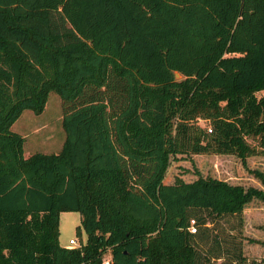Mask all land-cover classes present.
<instances>
[{
  "label": "trees",
  "instance_id": "1",
  "mask_svg": "<svg viewBox=\"0 0 264 264\" xmlns=\"http://www.w3.org/2000/svg\"><path fill=\"white\" fill-rule=\"evenodd\" d=\"M49 92L63 142L24 155L11 124ZM204 153L264 154V0H0V264H198L210 216L264 203L258 170L163 182Z\"/></svg>",
  "mask_w": 264,
  "mask_h": 264
},
{
  "label": "rangeland",
  "instance_id": "2",
  "mask_svg": "<svg viewBox=\"0 0 264 264\" xmlns=\"http://www.w3.org/2000/svg\"><path fill=\"white\" fill-rule=\"evenodd\" d=\"M178 77V76H177ZM62 105L60 98L49 92L40 113L23 110L11 124L10 129L23 137V154L34 152L55 153L63 142L61 127ZM200 125L204 122L198 120ZM250 170L264 174V154H255L245 159L243 165L238 157L231 154H186L169 159L163 182L172 183L175 178L190 182L197 177H214L230 184L243 187H261L259 180ZM206 222L207 237L198 248L201 258L198 264H264V203L251 200L242 213L237 215L210 216ZM80 216L74 211L59 214L58 242L62 246L74 239L84 242L85 234L79 226ZM197 227L196 233H199ZM220 258H206L207 251L214 247ZM212 251V253H215ZM240 253V258L236 257ZM205 255V256H204Z\"/></svg>",
  "mask_w": 264,
  "mask_h": 264
},
{
  "label": "built area",
  "instance_id": "3",
  "mask_svg": "<svg viewBox=\"0 0 264 264\" xmlns=\"http://www.w3.org/2000/svg\"><path fill=\"white\" fill-rule=\"evenodd\" d=\"M188 230L191 233L195 232V226L193 225V221L192 220H190V222H189ZM77 246H79V244L74 239H69L68 240V244L65 247L66 248H74V247H77ZM103 264H107V261L104 260Z\"/></svg>",
  "mask_w": 264,
  "mask_h": 264
},
{
  "label": "water",
  "instance_id": "4",
  "mask_svg": "<svg viewBox=\"0 0 264 264\" xmlns=\"http://www.w3.org/2000/svg\"><path fill=\"white\" fill-rule=\"evenodd\" d=\"M175 76L177 77V76H178V74H177V73H175Z\"/></svg>",
  "mask_w": 264,
  "mask_h": 264
}]
</instances>
